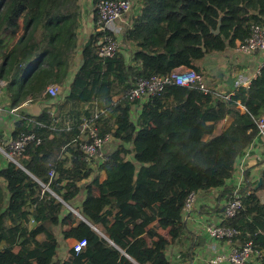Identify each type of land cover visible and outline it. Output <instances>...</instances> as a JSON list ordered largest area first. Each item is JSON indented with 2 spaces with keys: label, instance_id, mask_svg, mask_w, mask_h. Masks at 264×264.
<instances>
[{
  "label": "trees",
  "instance_id": "trees-1",
  "mask_svg": "<svg viewBox=\"0 0 264 264\" xmlns=\"http://www.w3.org/2000/svg\"><path fill=\"white\" fill-rule=\"evenodd\" d=\"M80 1L0 0V104L17 110L47 101L39 115L14 122L12 140L33 139L14 156L18 163L0 167V264H172L167 249L185 234L190 194L218 189L219 208L236 191L229 181L264 114V64L229 98L177 84L144 101L127 93L142 78L179 68L200 72V55L235 47L264 25V0H139L120 33L129 59L99 55L111 32L95 30L80 42ZM91 1L96 29L102 0ZM53 84L61 91L50 101ZM228 118L232 123L221 129ZM91 127L119 144L103 155L107 178L87 185L80 205L82 184L94 171L95 158L82 148L92 142ZM0 147L7 149L1 140ZM245 176L238 191L244 207L224 226L239 232L234 241L252 242L264 264V170L260 187L249 171ZM71 239L87 246L59 258Z\"/></svg>",
  "mask_w": 264,
  "mask_h": 264
},
{
  "label": "crops",
  "instance_id": "crops-1",
  "mask_svg": "<svg viewBox=\"0 0 264 264\" xmlns=\"http://www.w3.org/2000/svg\"><path fill=\"white\" fill-rule=\"evenodd\" d=\"M133 1L136 5L139 0ZM80 5L82 9V27L79 30V34L80 42H84L85 39L95 33L96 30L94 9L92 8L91 0H81ZM129 18L130 14L124 17L125 22L122 29L124 25L129 22ZM119 38H122V35H119ZM238 44L239 42L237 46ZM237 46L228 47L223 52L200 55V59L197 63L200 69L199 73L203 75L208 88L219 95L232 96L239 86L249 87L251 82L259 75L260 69L264 64L263 52L243 54L237 51ZM121 53L124 54L127 59L131 56L130 51L126 48H122ZM79 57L81 58V49L79 51ZM57 98L58 97L54 98L50 96V101H55ZM46 105L47 101L41 100L38 103L24 104L17 110H9V105L3 106L0 104V140L4 146L9 145L11 142L14 122L19 120L21 114L39 115ZM242 111H244V108H242ZM133 118L136 119L135 113L133 114ZM231 123L232 119L228 118L220 128L226 129ZM118 144L119 142L117 140L110 137L104 146L105 154L116 149ZM0 152V167L2 168L11 160L6 157L1 150ZM130 159L131 157L129 160ZM102 162V159H98L92 163L94 171L91 177L82 184L84 189L82 199L79 201L80 205L86 197L85 187L96 178L100 181H104L107 178L105 172L100 169ZM263 170L264 136L260 135L250 144L245 154L236 162L235 172L229 184L234 188L236 187L235 190H239L240 187L246 184L245 172L247 171L250 173V182H259L260 174ZM238 185H240V187H238ZM218 195V189L196 193V200L192 210L185 215L183 214V223L186 228L183 238L167 249V257L172 264H212L211 254L213 252H230L235 247L240 248L243 245V243L238 240L234 241L236 237L229 242L227 240L214 239L207 233L206 226H223L225 220H227L222 209L226 206L228 200H223L219 208H217L216 199ZM260 196L264 199V192H262ZM69 209L72 210L70 207ZM216 209H220V212ZM154 225H157V223ZM159 233L165 238H169L167 231L159 230ZM19 251L20 247H15L14 252ZM68 259H70V256ZM220 264L231 263L223 262ZM248 264H260V262L257 257L253 256Z\"/></svg>",
  "mask_w": 264,
  "mask_h": 264
},
{
  "label": "built area",
  "instance_id": "built-area-1",
  "mask_svg": "<svg viewBox=\"0 0 264 264\" xmlns=\"http://www.w3.org/2000/svg\"><path fill=\"white\" fill-rule=\"evenodd\" d=\"M133 7L134 1L132 0H102L98 3L97 14L99 20L96 30L98 32L104 33L106 31L111 32V35H104L101 40L99 55L102 58H113L118 53H121L123 47L119 35L125 22L124 17L132 12ZM237 51L243 54H254L257 52L264 53V25H254L252 28L251 36L246 40L239 42ZM257 77L258 76H256V78ZM169 84H177L182 87L196 85L205 93L211 91L206 85L202 74L192 69L179 68L176 72L172 73L169 76H153L148 79H139L129 90L127 96L130 100L144 101L151 96L160 95L165 91L166 87ZM59 91L60 87L56 84L50 85L47 88V93L54 98L58 97ZM221 96H223L224 98L230 97L227 95ZM88 123V120H84V126H87ZM258 128L259 136H264V114L258 121ZM88 138H90L92 142L85 143L82 146L83 151L87 154L89 159H102L104 155V146L110 137H107L106 139L100 138L97 129L91 127L89 134L87 133V140ZM32 139V135H23L16 140H12L9 143L7 149H4V155L11 161L18 163L15 160L14 156L22 155L26 150L28 142ZM55 176L56 174L54 173H51L50 175L51 179H53ZM240 185H238V187H240ZM43 186L45 190L55 195L48 186ZM238 191L239 190H236L234 192L233 196L225 206L224 214L227 219L236 217L244 207L243 201L241 200V196L239 195ZM195 200L196 193L190 194L184 207V215L192 210ZM72 211L79 216V213L77 211L73 209ZM206 231L214 239L227 240L229 242H231V240H233V238L239 234L237 230L228 228L224 225H208L206 226ZM86 246L87 241L85 239L78 240L75 241L72 249L75 253H80ZM211 255L212 264H220L223 262H229L231 264H248L253 256L257 257L259 259V262L262 257V254L258 250H256L252 242H247L240 248L235 247L230 252H213Z\"/></svg>",
  "mask_w": 264,
  "mask_h": 264
},
{
  "label": "rangeland",
  "instance_id": "rangeland-1",
  "mask_svg": "<svg viewBox=\"0 0 264 264\" xmlns=\"http://www.w3.org/2000/svg\"><path fill=\"white\" fill-rule=\"evenodd\" d=\"M96 32H98V31L96 30ZM103 154H105V150L103 151ZM98 158H100V157H98ZM96 160H98V159H95L94 161H96ZM77 217L79 218V216H77ZM79 219H81V218H79ZM74 243H75L74 240H68L67 242H63L61 245L59 258L68 259L69 256L71 258L70 250L73 247Z\"/></svg>",
  "mask_w": 264,
  "mask_h": 264
},
{
  "label": "water",
  "instance_id": "water-1",
  "mask_svg": "<svg viewBox=\"0 0 264 264\" xmlns=\"http://www.w3.org/2000/svg\"><path fill=\"white\" fill-rule=\"evenodd\" d=\"M222 20L220 19L219 20V24H218V28H217V30H214V31H212L214 34H219L220 33V29H221V25H222V22H221ZM203 50L204 51H206V49L205 48H203ZM6 147H8V145L6 146ZM4 149L5 148H0V150L2 151V152H4ZM262 185V179L260 178L259 179V182H258V187H260ZM224 210H225V207L222 209V211L224 212ZM79 217L81 218V219H83V221H85L86 222V220L82 217V216H80V214H79ZM87 223V222H86Z\"/></svg>",
  "mask_w": 264,
  "mask_h": 264
}]
</instances>
